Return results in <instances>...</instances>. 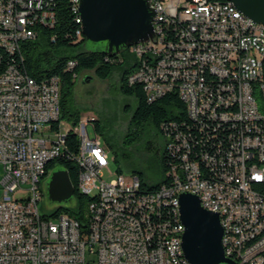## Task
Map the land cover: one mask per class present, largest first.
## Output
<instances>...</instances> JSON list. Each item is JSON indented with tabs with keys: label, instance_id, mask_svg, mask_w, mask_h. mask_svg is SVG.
Here are the masks:
<instances>
[{
	"label": "built area",
	"instance_id": "built-area-1",
	"mask_svg": "<svg viewBox=\"0 0 264 264\" xmlns=\"http://www.w3.org/2000/svg\"><path fill=\"white\" fill-rule=\"evenodd\" d=\"M56 1L0 0V264H183L178 189L218 215L224 256L264 264V24L217 0H149L154 38L128 49L136 65L126 82L142 85L149 102L177 92L206 143L190 149V134L172 136L168 183L143 192L136 175L103 180L109 149L94 120L70 124L77 189L93 197L81 227L38 211L41 180L68 157L59 81H37L17 66L22 46L56 25ZM69 5L83 37L76 0Z\"/></svg>",
	"mask_w": 264,
	"mask_h": 264
},
{
	"label": "trees",
	"instance_id": "trees-1",
	"mask_svg": "<svg viewBox=\"0 0 264 264\" xmlns=\"http://www.w3.org/2000/svg\"><path fill=\"white\" fill-rule=\"evenodd\" d=\"M180 1L185 2L187 0ZM217 1L222 2L224 0ZM55 10L57 22L54 28L42 29L36 40L27 42L22 46L24 61L23 64L17 63V66L22 72L37 81L53 76L58 78L60 119L66 120L71 125H75L80 118L79 111L74 106L72 94L77 75L82 71H93L97 79L106 80L114 70H119V92L126 98L134 99L136 104L126 133L127 145L132 146L138 143L146 127L153 129L164 139L163 150L157 149L154 141L146 142L144 145L145 151L154 153L158 158L160 168L164 173L161 182L149 184L143 180L141 173L133 172V175L138 176L143 192L157 190L162 184L168 183V168L170 163L175 160L169 152L172 136L179 133L190 134V136H186L190 149L199 150L206 143L205 140H202L197 123L188 117L185 104L177 92H167L149 102L142 85L136 83L129 86L127 84V76L132 73L136 65V58L129 53L128 49L122 50L119 55L112 56L107 55L102 50H86L84 48L85 39L75 35L78 26L75 23V15L70 9L69 0H57ZM129 54L131 55V64L127 66L124 57ZM69 60L75 62V66L67 70L66 63ZM93 128L97 133H100L98 121L94 120ZM167 136H171V139H167ZM65 142V153L68 157L59 158L51 164H60L62 169L67 171L74 194L66 202V207H59L50 215L54 217L65 214L77 220L81 227H85V212L93 197L83 195L77 189L80 169L72 157L77 153L78 140L72 129L66 133ZM121 158L124 163H128L130 156L122 152ZM51 170L52 168H49L48 174ZM116 173H122L121 169L118 168Z\"/></svg>",
	"mask_w": 264,
	"mask_h": 264
},
{
	"label": "water",
	"instance_id": "water-1",
	"mask_svg": "<svg viewBox=\"0 0 264 264\" xmlns=\"http://www.w3.org/2000/svg\"><path fill=\"white\" fill-rule=\"evenodd\" d=\"M78 15L85 41L98 44L109 56L119 55L154 38L155 16L149 0H78ZM254 23L264 24V0H224ZM52 203H66L74 194L66 170L52 171L46 186ZM179 220L184 227L181 248L188 264H235L225 258L219 217L204 210L196 196H178Z\"/></svg>",
	"mask_w": 264,
	"mask_h": 264
},
{
	"label": "rangeland",
	"instance_id": "rangeland-1",
	"mask_svg": "<svg viewBox=\"0 0 264 264\" xmlns=\"http://www.w3.org/2000/svg\"><path fill=\"white\" fill-rule=\"evenodd\" d=\"M166 1L164 5H167ZM84 48L88 51L101 50L98 44L85 41ZM131 55H125L127 66L131 64ZM120 71L114 70L106 80H99L93 71H82L76 79L72 89L74 106L79 111L80 118L95 120L99 122L101 141L108 147V167L103 170V180L107 183L115 178L117 169L122 174L131 177L133 172L143 175V180L149 184L160 183L164 173L160 168L158 158L154 153L144 150L146 142L154 141L157 149H164V139L153 129L146 127L138 143L128 146L125 141L128 132L130 117L135 110L134 99L126 98L119 92ZM126 110H128L126 112ZM70 123L66 120L61 122V132L69 128ZM51 136L54 133L50 134ZM156 136V137H154ZM122 152L129 154L128 163L122 161ZM116 160L114 161V158ZM63 167L55 164L52 171ZM2 177V166L0 165V178ZM43 181V183H42ZM48 179L41 180L42 196L37 204L40 214L50 215L59 207H66L67 203H52L48 200L46 186ZM18 195V193L16 194Z\"/></svg>",
	"mask_w": 264,
	"mask_h": 264
},
{
	"label": "bare ground",
	"instance_id": "bare-ground-1",
	"mask_svg": "<svg viewBox=\"0 0 264 264\" xmlns=\"http://www.w3.org/2000/svg\"><path fill=\"white\" fill-rule=\"evenodd\" d=\"M218 2L223 3L224 6H233L230 2H227V1H222V2L218 1ZM78 3H79V1L76 0V15H77L76 21H78V24L80 27L79 32L82 33L81 32V19L78 15ZM65 135H66V133H62V142H65ZM48 170H49V168H48ZM51 172H52V170L49 172V174H48L49 176H50ZM42 180H45V179H42ZM42 183H43V181H42ZM42 188H43V186H42ZM183 193H185V189H178V194H175V203H178V196L180 194H183ZM187 194L194 195L198 198V195H196V193H194V192H187ZM173 218L175 220V228H176V230H178V236H182L183 231H184V227L179 220V211H173ZM221 245H222L223 253L226 254V242H221ZM179 251H182L181 242H179ZM225 258L230 259V256H225ZM230 260L233 261V259H230ZM182 263L188 264L186 259L184 258L183 252H182Z\"/></svg>",
	"mask_w": 264,
	"mask_h": 264
}]
</instances>
